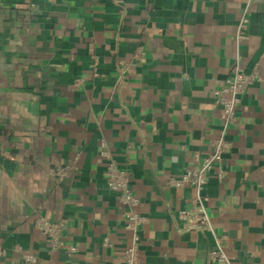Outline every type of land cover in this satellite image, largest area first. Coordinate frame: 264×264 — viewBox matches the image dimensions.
I'll list each match as a JSON object with an SVG mask.
<instances>
[{"label":"crops","instance_id":"crops-1","mask_svg":"<svg viewBox=\"0 0 264 264\" xmlns=\"http://www.w3.org/2000/svg\"><path fill=\"white\" fill-rule=\"evenodd\" d=\"M140 47L144 62L133 58ZM237 63H259L263 82L227 127L226 177L202 194L210 226L186 230L178 213L193 210L196 191L167 181L220 137L212 91ZM104 149L129 172L147 219L138 264H211L219 238L230 263L264 264V0H0V264H24L22 254L124 264L132 235L107 188ZM66 165L70 180L49 175ZM39 215L64 226L58 251L48 252Z\"/></svg>","mask_w":264,"mask_h":264},{"label":"built area","instance_id":"built-area-1","mask_svg":"<svg viewBox=\"0 0 264 264\" xmlns=\"http://www.w3.org/2000/svg\"><path fill=\"white\" fill-rule=\"evenodd\" d=\"M249 18L244 15L239 23L238 37L245 35L249 24ZM91 57L90 68L94 77H99L98 56L92 44L89 45ZM146 51L144 48H138L134 53V60L144 62ZM263 82V76L260 73L259 63L255 64L251 72L244 71L237 63L233 69L232 75L226 79L224 84L212 91L214 104L221 107L224 115L225 128L220 137L209 143L210 151L203 155H198L195 161L187 167L184 172L176 178H170L167 181L168 188L190 187L196 191V197L193 199V210L179 211V217L182 226L186 230H201L210 226V220L202 205V194L211 178L222 181L226 177V166L223 156L226 153L229 143L225 139L227 127L234 123L239 114L242 97L249 87ZM100 156L106 161L104 177L108 190L117 196L118 201L124 208V229L131 233V243L123 249L124 264L139 263V248L141 243L140 230L147 222L138 211L139 200L134 195L131 187L130 175L127 170L119 167L114 155L104 149ZM74 174L73 166H55L49 169V175L59 181L70 180ZM35 227L45 237L48 252L58 251L62 247V237L64 226L62 224L52 223L44 216L39 215L35 221ZM105 247H110L109 237L103 240ZM68 254L76 252L74 247L68 249ZM3 250L0 248V256ZM24 264H37L38 258L30 254H22ZM209 262L211 264H232L221 245V238L217 239L216 247L209 253Z\"/></svg>","mask_w":264,"mask_h":264}]
</instances>
